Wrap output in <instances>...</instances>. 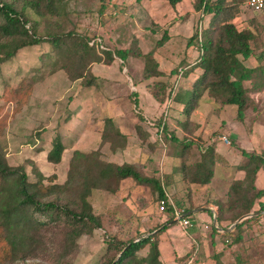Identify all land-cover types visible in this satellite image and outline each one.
I'll return each mask as SVG.
<instances>
[{"label": "trees", "instance_id": "16d2710c", "mask_svg": "<svg viewBox=\"0 0 264 264\" xmlns=\"http://www.w3.org/2000/svg\"><path fill=\"white\" fill-rule=\"evenodd\" d=\"M166 1L175 9L177 20L181 24L192 19L197 11L204 14L203 22H206L203 23L201 31V46L196 31L187 40L198 51L202 50L195 64L190 67L183 63L178 64L168 75L159 69L154 52L170 37L166 29L159 27L150 28L162 31L154 47L146 53L137 48L135 40L128 47L110 49L98 43L95 38L90 39L75 31L60 30L58 18L66 13L67 0H0V62L11 59L22 49L46 42L51 48L49 59L57 66L54 68L63 69L70 81L86 79L84 84L89 86L96 78L91 71L94 63L110 64L115 58L124 61L130 56L141 58L142 80L160 107L171 97L176 76L180 72L187 74L198 69L200 73L192 86L184 89L178 85L173 95V100L183 104V118L177 119V123L186 132H190V114L204 98L214 102L212 109L235 106L236 119L239 121H243L247 109L258 111L254 94L264 91V51L255 53L251 44L254 32L250 24L238 27L234 19L243 12L251 13L252 18L264 17V12L250 10L245 5L246 0H190L189 10L180 14L177 6L182 7L183 0ZM117 5V0H101L100 9L102 11L105 8L109 13L116 14L112 10ZM33 15L54 21L49 20L50 28L47 26V30L39 33V20L33 18ZM44 55L48 56V52ZM251 56L256 60L254 67L244 64V60ZM42 64L45 66L44 60ZM21 84L22 82L18 87ZM135 112L141 121L143 116L136 108ZM160 122L161 119L157 116L154 119L155 128ZM135 130L138 137L146 141L148 133L139 124L135 126ZM153 131L155 133L154 129ZM114 135L118 140L113 139ZM163 137L179 146V156L184 159L179 169L183 179L200 185L211 181L216 162L213 143L199 145L188 136L178 139L175 129L169 124L164 126ZM102 142H108L112 151L117 146L122 148L125 145L126 136L115 128L110 118L105 120ZM193 148L199 150L200 157L186 163L185 154ZM63 150L60 136L56 135L51 141L47 160L54 164L60 162ZM242 153L247 157L246 162L241 165L244 175L230 183L225 202H219L216 216L218 223L225 220L233 223L242 215L264 210V203L259 201L264 196V191L254 186L258 170L264 169V155L244 150ZM74 154L63 182H55V173L45 176L41 172H38L36 181H30L24 168L11 166L0 148V264L17 260L30 252L33 233L50 225L61 226L69 241L101 228L102 218L94 212L90 202L93 190L116 194L126 180L137 186L150 188L157 202L158 218L155 227L150 231L152 233L146 236L129 241L111 236L100 264H112L118 255L114 264H159L157 236L164 228L157 230L164 224L160 217L165 214L171 220L173 213L170 208L163 212L158 209V201L164 196L158 176L145 172L147 167L144 161L118 164L105 160L99 149L90 152L75 151ZM255 204L258 205L256 210L253 209ZM250 221L264 229V215L251 216L236 224L227 242L231 256L228 264H251L245 255V249L239 247L243 241V226ZM215 229L211 228L212 233L216 232ZM144 247H147V253L140 255L139 251ZM214 257L217 264H223L217 255Z\"/></svg>", "mask_w": 264, "mask_h": 264}, {"label": "rangeland", "instance_id": "374dc122", "mask_svg": "<svg viewBox=\"0 0 264 264\" xmlns=\"http://www.w3.org/2000/svg\"><path fill=\"white\" fill-rule=\"evenodd\" d=\"M117 1V7L112 10L117 13L113 14L111 10V13H109L105 8L101 11V0H67L66 13L58 18V28L64 31H75L90 39H99L101 45L107 46L110 49L116 48V42H119L121 46L128 47L132 41L135 40L137 48L140 49L142 53H146L154 47L155 41L157 38H160L162 31L159 30L157 33V31L151 30L150 28L155 29L156 27L161 28L164 25L168 26L169 22L175 20L173 12L170 10L171 7L165 0H144V4L137 0ZM189 1L190 0H184L185 8L189 6ZM146 15L148 18H146ZM198 17L199 15L197 14V20ZM252 17L251 13L243 12L234 19V22L238 27H244L250 24L254 32V38L251 44L255 53H260L264 51V17ZM33 18L39 20V33L47 30V26L50 28L48 24L49 20L54 21L53 19L45 20L35 15H33ZM204 22H206V20H204ZM186 29L185 32L181 29H179L178 32L188 34L191 32L194 33L196 24L192 26V29L190 26ZM107 35L111 38L108 39ZM115 38H117V41L114 40ZM183 45L184 42L182 39L178 38L169 47L168 52L174 49V55H177L176 53L180 51ZM50 49V46L46 42H43L39 45L22 50L20 56H18V60H14L13 62H0V71H10L12 77V79H7L5 75L1 74L0 87H17L15 84L18 79L15 77V71L18 67L22 69L23 64L26 65L27 62L31 65L29 68L30 77L28 78L29 81L22 82L21 87H38V92L42 93L47 91L45 87H69L71 81L67 78L64 70L59 68L55 69L54 67L57 66H54L53 60L49 59L51 56V52L49 53ZM47 52L48 56H45L44 54ZM43 60L46 63L45 66L42 64ZM3 64H5L6 67L3 66ZM93 66L96 78L88 87H95L97 95H100L99 90L103 91V89L105 95L111 94V97H107V99L104 98L100 102L98 101L95 103L93 109L98 115L97 118L106 115L114 116L120 123L121 130L131 136V139H129L131 142L130 145L137 150L123 158L121 156L115 157L107 152L108 145L104 148L102 145L97 147V138L91 140L90 143L84 140V142L80 144L82 145L80 148L94 149L97 147L102 152L105 160L111 159L117 162L125 161L127 158H138V151H141L145 153L144 163L147 167L145 172L150 175L157 173L156 176H158L161 183H163L166 191L170 193L171 190L165 185L168 178H166L167 175L164 173L163 169L167 163L169 167L170 163L167 162L164 164L163 168L159 165L160 158L163 154L162 145H160L158 141H155L156 135L149 132L146 128L143 130L148 133V137L146 141H142V139L138 137L136 130L134 132L133 128V122L138 117V114L135 112V104L138 105L139 101V99L135 97L137 94L133 92L135 87L134 83L142 78L141 69L143 60L130 56L124 61L115 58L114 63L108 64L98 62ZM85 80L86 79L77 80L78 85L84 87ZM34 95H36V93L32 94V96ZM139 96L140 100L144 98V95L140 94V92ZM66 97L65 95L64 100L49 102L46 108L49 115L45 120H42L45 123L42 125L49 127L50 125H54L58 118H61V115L58 116V113L61 112V107L64 106L62 104H64ZM99 97L101 98V96ZM9 98L10 94H8L7 97L0 98V148L4 152L7 162L11 166H22L30 181H36L38 172H41L45 176L55 173L57 176L55 182H63L66 177L69 162L73 159L75 154L72 153L71 155L70 151L69 153L65 152L61 162L58 164L49 162L45 154L51 147L50 136L47 135V139H45L43 143L40 142L41 145L39 144V146L42 150L38 151L37 145H32L35 142L33 136L35 133L32 132L29 134L28 131L30 124H28L29 116L35 109H33V107L25 108V106L13 108L8 101ZM171 109L172 107H169V120L177 121V119H179L177 114H175V116L172 115V117L170 116ZM114 111L116 112L114 113ZM217 113L218 111L216 109H211L207 117V127L210 133L208 135L209 137L216 136L221 132V128L219 127L220 122L217 121L215 123V114ZM204 117L206 119L205 114ZM137 122H139L138 118ZM165 125H168V121ZM169 126L171 127L170 124ZM75 135L76 134L73 133L66 137V143H69V140L72 141ZM93 135L98 137L99 134L96 131ZM81 137H83V135H81ZM183 137L184 136L178 139H183ZM113 139H115V141L118 140L116 135H114ZM163 140L166 154L171 153L173 148L179 151V146L164 138ZM103 150L106 151V153ZM170 195L177 206L184 207V204L180 203L182 196L177 197L175 193H171ZM90 202L94 212L99 214L102 218L101 228L95 229L91 234H81L74 240L72 239L69 241L65 238L64 229L61 226L50 225L33 233V242L30 252H27L23 257L17 260L9 261L4 264H100L106 249V243L111 236L129 241L142 235L146 236L151 234L152 232L150 233V231L155 227L159 214L157 212L155 196L150 188L146 186H137L130 180L124 181L121 190L116 194H111L103 190H93ZM163 216H166L164 222L169 221L168 216L165 214H161L160 219H162ZM171 231L173 230L171 229ZM175 231L176 230L172 233L177 235ZM146 253L147 247L139 251L140 255H145ZM258 255L260 257L261 253L256 250V256L252 257L255 258ZM259 257L256 259L259 260ZM254 264H264V260L255 262Z\"/></svg>", "mask_w": 264, "mask_h": 264}, {"label": "crops", "instance_id": "0c3cea01", "mask_svg": "<svg viewBox=\"0 0 264 264\" xmlns=\"http://www.w3.org/2000/svg\"><path fill=\"white\" fill-rule=\"evenodd\" d=\"M140 2L144 4V0H140ZM166 3L168 4L167 1ZM189 6L185 8L183 0V9L180 6H177V9H179L180 14H182L183 12L189 10ZM170 10L173 12L175 20L173 22H169L168 26L164 25L161 27L162 29L167 30L170 37L154 52V57L158 62L159 69L166 75H168L171 69L178 64L183 63V65H186L187 67L194 65L198 56L197 47L194 44L187 43V40L192 35V32L189 34L180 33L178 30L181 29L185 32L188 26H190L192 29V26H195L197 23V14L199 11L194 13L192 19L185 20V22L181 24L177 20L175 9L171 7ZM134 30L133 33L135 34ZM110 38L111 37L108 36V39ZM178 38L182 39L184 45L180 48V51L176 53L177 55H174V49L170 52H168V49ZM114 40L117 41V38ZM125 47L121 46L119 42H116V48ZM22 50H20L14 57L7 60L6 62L18 60V56H20ZM112 63H114V61ZM95 64L96 63L93 65ZM244 64L248 67H254L256 66V60L253 56H251L244 60ZM93 65L91 66V71L94 72ZM3 66H5V64H3ZM30 66V63L27 62L26 65L23 64L22 69L19 67L16 69L15 77L18 80L16 81L15 85L17 87H0V98L7 97V95L10 94L8 101L10 105L13 106V108L25 106V108L33 107V109H35L29 116L28 124H30L28 131L29 134L32 132L35 133L33 135L35 142L32 145H37L38 151L42 150L39 144L40 142L43 143L45 139H47V135L50 136V143L56 135L60 136L62 144L64 145L63 154H65V152L69 153V151L71 155L75 151L90 152L98 149L97 147L100 145H102L103 148L108 145L107 152L109 154L115 157L121 156L123 158L124 156L129 155L131 152L137 150L130 145L131 142L129 139H131V136L121 130L120 123L114 116L106 115L104 117L100 116L97 118L98 115L93 109L95 103L98 101L100 102L104 98L107 99V97H111L110 93V95H105L104 89L103 91L98 89L100 95H97L95 92V87H80L77 83L78 81H71L69 87H45L47 91H44V93L38 92V87H18L20 82L29 81L28 78L30 77ZM199 73L200 71L196 69L187 74H182L178 87L189 89ZM1 74L5 75V78L7 79H12L10 71L6 72L3 70L0 71V75ZM3 81L7 82L6 80ZM134 85V91L138 94L137 98L139 99L138 105L135 108L143 116L141 121L137 117L139 122H137V118L133 122L134 132L135 126L139 124L143 129L146 128L148 131L151 130L153 133L154 128L149 127L146 124V120L154 121V119L157 117L155 115H158L159 117L164 105L160 107L158 102L154 100L142 78L139 81H136ZM139 92L140 94L144 95V98H141V100ZM33 93H36V95L32 96ZM65 95L67 97L64 104H62L64 106L61 107L62 110L58 113V116L61 115V118H58L54 125H50L49 127L42 125L45 124L42 120H45L49 115V113L46 111L49 102H53L55 100H64ZM99 96H101V98ZM254 96L256 97L258 103V111L255 112L250 108L247 109L245 111L243 121L236 119V107L233 105L224 106L223 108L219 109L220 111L217 110L218 113L215 114V123L219 121V127L221 128V132L218 134L227 135L232 143L229 146L224 145L221 142L213 143L216 162L214 165L213 177L208 184L200 185L189 183L187 180L183 179L179 169L180 166H182L184 159L179 156V152L174 148L169 154H166V149L163 151L159 165L163 168L164 164L167 162L170 163L169 167L167 166V163L163 168L164 173L167 175L166 178H168V181L166 180L167 182L165 185L171 190L170 193L168 192L169 195L171 193H175L177 197L182 196L180 203L184 204V207L182 208L187 210L186 213L189 216L188 218L190 219L191 226L184 229L174 218L164 222L166 216L162 217L161 221L164 222V224L157 229L159 230L164 227L163 231L157 236L159 264H187V261L191 257L192 262L190 264H217L215 259L216 257H214V255H217V258H219L223 264L229 263L231 256L229 254L227 242L231 232L235 227H230L233 223H230L229 220L218 223L216 220L217 209L219 202H225L230 183L235 179H241L244 175L241 165L246 162L247 157L243 155L242 151L244 150L246 152H255L257 154L264 155V91L255 93ZM214 106V102L207 98H204L200 101L198 107L189 116L190 126L188 127L190 132L183 131L178 126L176 120L172 121L168 119V124H170L171 127L175 129L178 138H181L182 136H188L192 139H195L199 145L209 144L211 136H208L210 133L207 127V117ZM171 107L172 109L170 116L172 117V115L175 116V114H177L178 118L182 119L183 104L172 99ZM115 112L116 111H114V113ZM204 114L206 115V119ZM108 118L111 119L115 128L118 129L121 134L126 136L124 147L121 148L117 146L115 151L110 149V144L108 142H102V132L104 130L105 120ZM96 131L99 134L98 137L93 135V133H96ZM73 133L76 135L72 138V141L69 140V143H66L65 138L69 135H72ZM81 135H83V137H81ZM96 138L98 140V146L94 149H84V147L80 148V146H82L80 144H82L84 140H87L90 143L91 140ZM155 138L158 141L157 137ZM197 150L195 148L188 150V153L185 154L186 163L196 161L198 157H200V152ZM104 152L106 153V151ZM47 153L45 154V157L47 156ZM137 156L138 158H127L122 162H117L111 159L108 161L118 164L123 162L135 163L139 161H145V153L138 151ZM254 186L256 189L264 191L263 168L258 170L255 177ZM259 201L264 203V196H262ZM257 208L258 205L255 204L253 209L256 210ZM255 213L257 214H253L252 216L264 215V210ZM249 224L251 225L249 226ZM212 227L216 228L215 233H212ZM171 229L173 231L176 230L175 233L177 232V235L172 233L173 231H171ZM243 229V241L239 247L245 249V255H247L251 264H254L255 262H261L264 260V229L252 221H250L248 225H244ZM256 250L261 253L260 257L259 255L257 256L259 257V260L256 259L257 257H252L256 256Z\"/></svg>", "mask_w": 264, "mask_h": 264}, {"label": "built area", "instance_id": "2783aa9c", "mask_svg": "<svg viewBox=\"0 0 264 264\" xmlns=\"http://www.w3.org/2000/svg\"><path fill=\"white\" fill-rule=\"evenodd\" d=\"M245 5L252 11H255L256 13H262L264 12V0H246L245 1ZM198 20L196 23V32L198 34V42L199 45L201 46V31L203 28V18H204V14L202 11L198 12ZM97 42L100 43L99 39ZM198 54H202V50L200 49V51H198ZM181 72L176 76L175 82H174V91L172 92V95L170 98L167 99V101L165 102L162 112L160 114V125L158 127L155 128L154 126V121H150V120H146V124L149 127H153L155 130V135L159 141V143L162 145L161 147L163 148V151H165V144H164V140H163V133H164V126L165 124H167V121L169 119V107H171V103H172V99H173V95L174 92L176 91V87L179 85V81L181 79ZM209 142L215 143V142H221L224 145L229 146L231 144V140L230 138L225 135V134H218L216 136H212L210 137ZM162 185V189H163V193L164 196L161 197L158 201V209L160 212L166 211L168 208L171 209L172 213H173V218L180 224L181 227H183L184 229L187 227L191 226V222L190 219L188 218V215L185 211L184 208L177 206L171 196L169 195V193L166 191L163 183H161ZM192 262V257L187 261V264H190Z\"/></svg>", "mask_w": 264, "mask_h": 264}, {"label": "water", "instance_id": "95a60500", "mask_svg": "<svg viewBox=\"0 0 264 264\" xmlns=\"http://www.w3.org/2000/svg\"><path fill=\"white\" fill-rule=\"evenodd\" d=\"M253 214H257V213H255V212H253V213H247V214H245V215H242L241 217H239L237 220H235L234 222H233V224L230 226V227H235L236 226V224H238L240 221H242L243 219H245V218H247V217H250V216H252ZM117 260V259H116ZM115 260V261H116ZM114 261V262H115ZM114 262L112 263V264H114Z\"/></svg>", "mask_w": 264, "mask_h": 264}]
</instances>
